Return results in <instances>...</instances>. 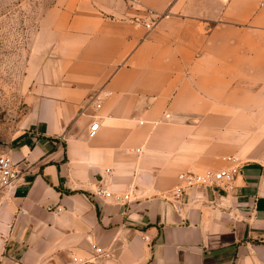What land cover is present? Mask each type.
<instances>
[{
  "label": "crops",
  "instance_id": "0c3cea01",
  "mask_svg": "<svg viewBox=\"0 0 264 264\" xmlns=\"http://www.w3.org/2000/svg\"><path fill=\"white\" fill-rule=\"evenodd\" d=\"M40 23L0 264H264V0H54ZM228 156L232 188L177 208L179 173Z\"/></svg>",
  "mask_w": 264,
  "mask_h": 264
},
{
  "label": "rangeland",
  "instance_id": "374dc122",
  "mask_svg": "<svg viewBox=\"0 0 264 264\" xmlns=\"http://www.w3.org/2000/svg\"><path fill=\"white\" fill-rule=\"evenodd\" d=\"M53 1L0 0V153L27 124L40 16Z\"/></svg>",
  "mask_w": 264,
  "mask_h": 264
},
{
  "label": "built area",
  "instance_id": "2783aa9c",
  "mask_svg": "<svg viewBox=\"0 0 264 264\" xmlns=\"http://www.w3.org/2000/svg\"><path fill=\"white\" fill-rule=\"evenodd\" d=\"M137 8V7H136ZM141 9V8H137ZM149 15L150 18H135V20H140L144 22V24L149 28H153L158 20L163 14L155 12L150 8L144 9ZM99 121L93 120L89 127V136H94L99 128ZM229 160L234 162V165L229 168H222L219 170L214 169H202V170H195V169H188L181 171L178 175L179 182L170 190L172 193L173 198L177 201L176 204L177 208H180V203L183 202V199L186 196L188 189L193 187H199L208 189L211 188L215 190L216 188L223 186L225 188H232V181L236 172L238 171L239 167L242 164V160L236 156H228ZM20 168L16 164V162L9 157L8 155L1 154L0 155V184L2 186H12L18 181L20 177ZM96 193L102 194L104 196H111L113 195V191L110 189L100 187L97 189ZM120 198V195H117ZM123 199L129 200L130 193H124L122 195ZM97 251H102L101 247H96Z\"/></svg>",
  "mask_w": 264,
  "mask_h": 264
}]
</instances>
